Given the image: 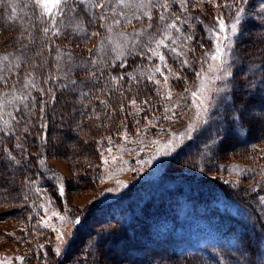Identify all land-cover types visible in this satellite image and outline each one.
<instances>
[{
    "label": "rangeland",
    "instance_id": "1",
    "mask_svg": "<svg viewBox=\"0 0 264 264\" xmlns=\"http://www.w3.org/2000/svg\"><path fill=\"white\" fill-rule=\"evenodd\" d=\"M188 1L186 10H182L179 0H162L169 4V9L165 11L160 8L158 0H152V19L149 21L143 15V11L137 8L140 0H126L130 6L121 7L115 16L110 12L107 19L103 20L105 24L100 27L102 34L95 46L97 59L102 60L107 50L116 58H122L132 52H146L147 61L155 60V70L159 69V77H153L158 86L154 85L149 96L145 98L141 96L138 101L133 100L134 95L127 94L128 88L118 90L125 100L135 101L131 105L134 114L142 110L143 113L140 114L145 115L141 121H133L130 127L121 125L114 134L102 130L101 124L96 126L91 123L89 129L82 131L83 128L79 130L78 125L71 122L68 125L72 132L66 134V138H57V148L49 150H45L46 147H50L48 141L50 138L47 136L52 137L53 134H45L43 139L46 143L41 152L43 163H39V159L37 164L44 167L45 163V168H51V173L40 174L37 178L36 176L25 178L24 188L17 191L18 199L14 198L15 191L6 189L5 184L0 181V264H123L122 257H118L119 244L118 247L113 243L99 246L102 232L108 229V225L110 228H115V225L95 218L96 213L93 215L95 211L92 209L104 208V204H109L119 196L125 197L133 185L156 178L155 182H152L156 184H152L148 190L141 194L127 195L123 199L120 204L122 208H133L131 211L133 212L140 205V201L162 190L159 188L164 187V181L160 178L165 175L178 178L200 177L243 194L251 196L254 194L253 198L260 195L259 202L264 206V106L258 103L249 106L250 112L247 116L252 117L253 121L248 125L250 133L249 138L246 136V142L254 143L242 149L237 148L239 144H245L241 126L238 123L231 126L232 115L228 118L225 116L227 109L231 111L232 108L229 95L225 94L229 88L228 82L232 77H236L235 72L239 69L240 63L243 65L245 62L240 52L243 44L249 41L255 48L257 47L256 49L259 46L256 36L254 37L251 32L245 33L241 22L252 20L250 26L258 25L260 20L264 22L262 10L264 0H242L244 11L240 17L238 35L235 37H232L231 25L236 12L232 13L230 8H225L229 20L228 28L223 35H227L233 41L234 47L231 54L224 59L232 66V76L228 80L216 79L222 73L214 70L216 65L221 63L220 60L211 59L216 50L214 47L212 55L202 60L199 73L180 81L183 85L177 87V82L175 84L172 81L177 75L176 67L168 69V59L179 61L184 59L185 47L188 43L192 44L188 39L191 36L188 31L191 30L192 24L199 20L209 22L208 25L213 30L211 31L209 26V30L207 27L204 28L214 40L217 35L214 30L218 29L213 26L206 11L212 15L218 8L224 6L222 0H212L211 3L207 0L201 2L194 0L196 2L193 3V7L200 8V12L193 21L190 19L193 1ZM161 13L165 16L164 21L159 19ZM135 16L141 18L138 20ZM126 18L131 19V24L127 23ZM116 19L121 20L120 26L114 27L113 31L108 33L107 26ZM171 23H175L180 31L168 27ZM121 33L127 40L121 37ZM105 37H110L111 42L104 39ZM160 41L163 43H159ZM222 44H227V41H223ZM68 45L73 52L81 50L77 44ZM244 46L245 49L248 45ZM249 48L246 52L250 51ZM58 52L61 53L59 59ZM5 55L8 56V60L0 59V77H21L20 82L1 92L0 103L8 105L7 100L14 103L15 99L26 94L33 76L26 70L25 65L18 67L22 63L19 58L22 54L19 51L4 52L0 57ZM161 55L164 57L163 62L160 60ZM66 57L56 48L51 51L50 63L63 65L68 59ZM162 65L163 68L160 70ZM155 75L157 76L156 73ZM121 82L120 80V83L111 84H119L122 87ZM225 84L228 85L225 92H218L217 89L223 88ZM261 90L260 94H264V87ZM118 91L116 90L117 94ZM193 93H197L198 98L194 97ZM254 93H256L254 90L247 92L252 96ZM109 97L97 98L94 103H98L99 106L102 103L108 104ZM200 100L203 101V105H200ZM92 113L95 115L92 122L99 121L101 113L96 106ZM190 126H194L191 131ZM208 129L212 133L211 137H206ZM92 135L96 137L97 146L94 154H91L92 157H89V153L85 152V146ZM218 143H222V152L226 151L220 157L214 149ZM184 147L186 150H183ZM212 153L214 154L210 164H216L215 169L206 172L203 167L208 166L209 162L206 159ZM90 170L88 175L87 171ZM60 187L64 188L63 195L59 191ZM238 207L239 205H236L234 209L238 210ZM244 211L246 210H240L241 218L246 219L249 215ZM87 213L91 214L86 220L87 226L78 232L77 227L80 223L75 221L78 218L84 220ZM100 216L102 220L106 219V214L102 213ZM248 218L251 220L250 216ZM261 219L264 220L262 217ZM77 233H80L81 238L68 251L67 245ZM248 233L250 238L257 237L252 235L250 230ZM96 243L97 252L100 251L99 256H96L94 248ZM252 250L254 255L264 254V239L259 245L253 244ZM244 258L247 259L246 256ZM164 261L165 264H180L161 259V262ZM260 261H257V264H264V260L261 263Z\"/></svg>",
    "mask_w": 264,
    "mask_h": 264
},
{
    "label": "trees",
    "instance_id": "2",
    "mask_svg": "<svg viewBox=\"0 0 264 264\" xmlns=\"http://www.w3.org/2000/svg\"><path fill=\"white\" fill-rule=\"evenodd\" d=\"M192 1L190 19L194 21L195 17L199 16L200 8L193 7L196 1ZM222 1L224 6L222 5L212 15L211 12L206 11L211 17L213 26L218 29V31L214 30L217 35H223L219 31V19L224 20L225 30L228 28L229 18L225 8H230L232 13H237L238 8H243L242 0ZM11 2L17 6V19L14 21L8 18L11 8L7 6V0L5 5L0 6V54L19 51L22 54L19 57L22 63L18 67L25 65L26 70L33 76L23 97L15 99L14 103L7 100L8 105L0 103V181L5 184L6 189L14 190L15 192L12 191L14 198L18 199L17 191L24 188L25 178L27 179L28 176L37 178L40 174L51 173V168H45V163L44 167L37 164L39 159L41 163V152L46 143L43 139L45 134H53L52 137L47 136L49 140L46 138L50 147H46L45 150H49L57 148V138H66V134L72 132L68 125L71 122L78 125L79 130L83 128L82 131L89 129L92 124L96 126L101 124L102 130L111 131L113 134L121 125L132 126L133 121H141L145 114H140L143 113L142 110L134 114L135 111L133 112L131 106L133 102L125 100L118 90L128 88L127 94L134 95L135 101L141 96L145 98L149 96L154 85L158 86L153 77H159V71L155 70L156 61L153 59L147 61L148 54L143 51L116 58L107 50L102 60L97 59L95 46L100 35L94 37L91 33L102 34L101 28L105 22L99 19V16L101 13L108 15L113 8L115 11L120 10L121 7L116 6V0H109L104 9L90 8L86 12L79 11L84 7L79 5L75 17L65 9L66 15L58 17V21H62L63 33L58 37L52 36L51 33L48 36L44 35L42 29L48 18L37 19L33 16L32 8L24 9L21 5L25 0H11ZM25 11L27 16L24 15ZM35 11L38 16L39 10ZM200 21L193 23L191 30L188 31L191 33L189 42L192 41V44L188 43L185 47L184 59L167 61L168 69L176 67V78H171L175 84L177 82V87L183 85L180 81L199 73L202 60L212 55V49L216 47V39L212 40L204 28H208L209 22ZM251 22L252 20L244 21L241 25L245 33L251 32L254 37L256 36L259 46L256 49L252 42L242 43L243 49L240 52L245 65L240 63L239 69L235 72L236 77L229 80L228 91H224L229 95L232 106V108L230 106L231 111L227 107L226 118L232 115L234 109L249 107L252 103L256 105L253 96L247 92L254 90L256 93H262L261 89L264 87V22L260 20L258 25L250 26ZM25 28L31 33L29 39L28 33L23 31ZM210 30L213 29L210 27ZM223 41L221 40L220 43L222 44ZM68 44H77L81 50L73 52ZM245 44L248 46L244 49ZM248 47L250 51L246 52ZM56 48L63 53H70L71 60L67 59L63 65L51 64L50 54ZM69 68H71L70 72ZM162 68L163 65L160 70ZM93 72L96 74L95 77L92 76ZM20 78L0 77V96L2 91L20 82ZM73 79L76 80V84L70 82ZM120 80L123 88L119 84H111L120 83ZM107 96H110L107 100L108 104L102 103L99 106L98 103H94L97 98L107 99ZM95 106L100 110L101 115L99 121L92 122L95 117L92 113ZM252 121V117L246 116L242 124L238 122L245 135L244 138L242 137L245 144H239L238 149L254 143L246 142V136L249 138L250 133L248 125ZM233 125L236 123L231 126ZM206 133V137H211L210 129ZM95 138L92 135L88 139V145L85 146V152L89 153V157H92L91 154L96 150ZM221 147L222 143H218L214 148L218 157L226 152L225 150L222 152ZM184 149L186 150L185 147ZM9 153L15 157L14 160L9 159ZM213 154L206 159L209 162L208 166L203 167L206 172L215 169L216 164H210ZM90 172L91 170L87 171L88 175ZM176 178L178 177L162 176L160 180L164 181L162 182L164 187L159 188L162 190L155 191L156 193L153 192V195L140 201V205L133 212H131L133 208H122L120 204L123 199L127 195L141 194L148 190L152 184H156L152 183L156 178L133 185L125 197L119 196L109 204H104V208L92 209L94 213L89 211L93 215L96 213L95 218L100 221L115 225V228H110L107 224L108 229L102 232L99 246L119 244L118 257H122L123 264H165L161 259L180 264H234L237 259L241 260V264H247L248 261L257 264L260 259H262L260 263L264 260V254L254 255L252 250L253 244L259 245L264 239V220L261 219L264 218V206L259 202L260 195L253 198L254 194L252 196L243 194L200 177ZM236 205H239L238 210L234 209ZM242 209L246 210L244 212L251 220L249 216L246 219L241 218ZM102 213L106 214L104 220L100 216ZM85 216L84 220L78 218L80 223L77 227L78 232L85 229L86 220L91 214L87 213ZM249 230L257 237L250 238ZM79 234L77 233L72 242L68 243L66 248L68 251L80 240ZM94 248L97 252V243ZM98 252L96 256L100 255V251ZM92 256L93 259L96 258L93 253ZM158 258L160 261H157Z\"/></svg>",
    "mask_w": 264,
    "mask_h": 264
},
{
    "label": "snow or ice",
    "instance_id": "3",
    "mask_svg": "<svg viewBox=\"0 0 264 264\" xmlns=\"http://www.w3.org/2000/svg\"><path fill=\"white\" fill-rule=\"evenodd\" d=\"M109 0H25V2L21 5L24 9H28L29 7L33 9V16H36L37 19H43L44 17H47V22L44 25L42 31L44 33L45 36H48L49 33H51L52 36H60L63 35L62 31H61V24L62 21H58V17H63L66 15L65 9L67 10V13H72L73 16L75 17V14L78 11L77 6L79 5H83V8H80L79 11L81 12H86L88 9L90 8H94V9H104L105 8V4L108 3ZM197 2H201V0H197ZM207 2L211 3L212 0H207ZM6 0H0V6L5 5ZM159 6L160 8H163L165 11H167L169 9V4L166 2H162V0H158ZM179 4L182 10H186L187 8V0H179ZM7 6L11 8V13L9 15V19L10 20H16L17 16H16V5L14 3L11 2V0H7ZM116 6L117 7H128L130 6L129 4L126 3V0H116ZM226 6H231V5H226ZM153 7L152 4V0H147V2L145 3L144 0H140V3L137 5V8L143 11V15L145 17H147V19L149 21H151L152 19V12H151V8ZM35 10H39V15L37 16L36 11ZM264 10V9H262ZM244 9L238 8L237 9V13L236 16L234 17V22L231 25V34L232 37H235L238 35V26L240 24V17L243 13ZM112 14L115 16L117 15L115 8L112 9ZM25 16H27V12L25 11L24 13ZM136 19H140V16H135ZM179 17H177L178 19ZM30 19V18H29ZM99 19L101 20H106L107 19V15L104 13H101V15L99 16ZM127 19V23L131 24V19L130 18H126ZM159 19L161 21L165 20V16L163 13L160 14ZM121 24V20L120 19H116L112 22V24L108 25L106 28V31L108 33H111L113 31L114 27H118ZM218 25H219V31L221 34L225 33V23L224 20L221 18L218 20ZM103 26V25H102ZM151 25H149L150 27ZM168 27L170 28H175L176 31H180L179 28H177L175 23H171L168 25ZM23 31L25 33H28V36L30 38L31 33L29 31V29H23ZM81 31H83L81 29ZM85 35H87L85 33ZM92 36H99L100 33L99 32H92L91 33ZM121 37L124 40H127V37L121 33L120 34ZM137 35H140V33H137ZM104 39H108L109 42H111L110 37H105ZM188 39H191V37H188ZM215 39L217 41L216 43V50L215 53L211 56V59L213 61H217L220 60L221 63L219 65H216V68L214 70H218L220 73H222L221 75L217 76L216 79H222V80H228L229 77L232 76V71H231V64L228 63V60L224 59L225 56L231 54L232 49L234 47L233 41L227 36V35H216ZM224 40L227 41V44H221L220 41ZM102 43V42H101ZM159 43H163V41H160ZM158 43V46H159ZM26 47V45H25ZM225 49H227L228 51L226 52ZM174 50V49H173ZM91 51V49H90ZM64 56H67L69 61L71 60V54L70 53H63ZM119 56V53H118ZM57 58H61V53H57ZM0 59L3 60H8V56L5 55L3 57H0ZM160 60L163 62L164 61V57L163 55L160 56ZM95 63V62H93ZM226 65V66H225ZM71 71V68H69V72ZM157 71H159V69H157ZM67 76V73L65 74ZM95 72L92 73V76L95 77ZM72 84H76V80H71L70 81ZM228 88V85L225 84L223 88L221 89H217L218 92L220 91H224ZM194 97L198 98V94L197 93H193ZM257 97H259L257 99ZM253 100L256 101V103H258L259 105L264 106V94H260V93H254L253 94ZM133 103H135V101H133ZM200 105H203V101L200 100L199 101ZM243 103H250V102H243ZM204 111H206V109H203ZM250 112V108L247 106H242L239 109H234V112L232 114V122L235 123H243L245 121V117L247 115H249ZM194 126H190V131L192 130ZM9 159L10 160H14L15 157H13L11 155V153H9ZM41 163H43V161H41ZM61 195L64 194V188L60 187L59 189ZM63 219V218H61ZM76 223H79V220L75 221ZM60 239H63V237H58ZM58 254H59V250H57ZM241 256H243V252H241ZM234 264H241V260L237 259ZM247 264H251V261H248Z\"/></svg>",
    "mask_w": 264,
    "mask_h": 264
},
{
    "label": "bare ground",
    "instance_id": "4",
    "mask_svg": "<svg viewBox=\"0 0 264 264\" xmlns=\"http://www.w3.org/2000/svg\"><path fill=\"white\" fill-rule=\"evenodd\" d=\"M121 129V128H120Z\"/></svg>",
    "mask_w": 264,
    "mask_h": 264
}]
</instances>
